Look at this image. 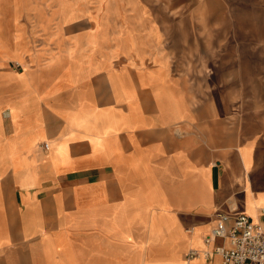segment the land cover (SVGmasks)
<instances>
[{"label": "crops", "instance_id": "crops-1", "mask_svg": "<svg viewBox=\"0 0 264 264\" xmlns=\"http://www.w3.org/2000/svg\"><path fill=\"white\" fill-rule=\"evenodd\" d=\"M146 17L0 0V264H224L217 213L264 226V58L211 103Z\"/></svg>", "mask_w": 264, "mask_h": 264}, {"label": "rangeland", "instance_id": "rangeland-1", "mask_svg": "<svg viewBox=\"0 0 264 264\" xmlns=\"http://www.w3.org/2000/svg\"><path fill=\"white\" fill-rule=\"evenodd\" d=\"M144 2L146 21L160 31L164 50L177 59L178 72L193 76L194 84L200 86L204 95H209L211 103L219 100L221 89L231 86L233 76L228 73L235 67L239 72L251 56L260 66V58H264V36L254 33L247 24L239 25L234 10L242 3L264 8V0ZM242 92H245L244 86ZM245 100L244 94L236 96V102L245 104Z\"/></svg>", "mask_w": 264, "mask_h": 264}, {"label": "built area", "instance_id": "built-area-1", "mask_svg": "<svg viewBox=\"0 0 264 264\" xmlns=\"http://www.w3.org/2000/svg\"><path fill=\"white\" fill-rule=\"evenodd\" d=\"M45 147L48 148V144ZM218 237L228 240L227 244L215 247V251L222 254L224 264H264V226L249 215L217 213V223L208 240ZM197 253L193 250L189 257Z\"/></svg>", "mask_w": 264, "mask_h": 264}]
</instances>
